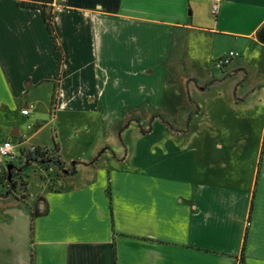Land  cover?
I'll return each mask as SVG.
<instances>
[{
    "label": "crops",
    "instance_id": "1",
    "mask_svg": "<svg viewBox=\"0 0 264 264\" xmlns=\"http://www.w3.org/2000/svg\"><path fill=\"white\" fill-rule=\"evenodd\" d=\"M22 1L31 0H0V145L14 138L52 150L53 138L38 136L41 105L51 113L58 53L41 12ZM53 7L64 62L46 124L57 123L66 169L78 164L37 195L28 185L24 201L0 187V264H264V112L196 105L184 127L161 112L182 61L210 72L205 81L188 78L191 101V86L218 88L214 102L222 101L219 87L238 77L234 103L264 102V0H222L217 14L209 0ZM231 51L237 60L216 67ZM123 104L157 108L151 119L163 126H142L157 142L80 155L77 135L108 134L124 119Z\"/></svg>",
    "mask_w": 264,
    "mask_h": 264
},
{
    "label": "rangeland",
    "instance_id": "2",
    "mask_svg": "<svg viewBox=\"0 0 264 264\" xmlns=\"http://www.w3.org/2000/svg\"><path fill=\"white\" fill-rule=\"evenodd\" d=\"M237 58H235V60H237ZM192 75H196L200 81H205L209 79L210 72H208L205 67L196 71L195 66L192 67L189 62L185 63L182 61L181 66L176 70L171 80L172 82L169 88L171 96L161 104V112L167 113L169 118L166 120L170 121L174 126H186V123L189 121V113L196 110V105L208 107L210 110L222 111L226 114L244 111L264 112V102L260 104L258 100L254 98L247 100L246 102L234 103V84L238 77L228 80L219 87L222 93V101L217 103L214 102V96L217 95L218 88L203 92L195 90L192 86L190 89L192 96L191 101L188 98L187 80ZM257 78V76H253V80L255 79L254 81H256ZM243 92L244 90H238L236 94L240 97L243 95ZM123 105H125V108L123 109L124 119H118L116 122L118 126L112 128L108 134H101L99 132L85 134L84 132H81L80 135H77L75 140L78 141L76 142L77 145L84 148L82 150L80 149V155H83L84 153V157H88L92 152L96 151L95 157L97 158L98 156L104 155L103 153L106 152L108 148L119 149L122 147V144H128L137 150H142L143 146L151 147V144L157 142L156 135L149 138H144L142 136V126L145 129H149L153 126L152 123L154 121H157L155 127L160 128L163 126L161 120L157 118V116H155L156 119H151L153 113L156 115L159 114L157 108L152 104H142L135 107L127 106V104ZM40 111L45 115L41 118L44 129L40 132L38 139L44 142L51 136L56 140L57 123L55 122L54 124V122H50V125L49 123L46 124L54 118V110H51V113L46 115V111L43 105H41ZM134 116L138 117V120L131 119ZM129 124H131V126H129ZM196 124L198 126H203L204 119L199 120ZM125 126L126 128H124ZM122 133L124 134L122 135ZM65 137L67 138V152L72 153L73 151L70 149V146L74 145V142L68 141L70 138L68 133L65 134ZM12 140V142L16 144L14 138H12ZM26 147L30 146L26 145ZM48 158L49 159H47L45 163L34 162L31 164H24L23 160H12L10 165L14 166V168L11 169V175L13 176L12 183L14 182L15 185L11 184V191H14L17 196L25 194V188L23 185L25 182L29 183V192L34 195H37L41 191L44 184L52 187L58 177L63 175L64 172L56 169L54 163L51 161L53 160L51 158H54L55 160L57 157L49 156ZM68 169L70 170V167ZM14 186L16 187L14 188ZM4 191H6V189H4Z\"/></svg>",
    "mask_w": 264,
    "mask_h": 264
},
{
    "label": "trees",
    "instance_id": "3",
    "mask_svg": "<svg viewBox=\"0 0 264 264\" xmlns=\"http://www.w3.org/2000/svg\"><path fill=\"white\" fill-rule=\"evenodd\" d=\"M20 4L23 7L34 8V9H37L41 12L43 19L45 21L47 30L49 32V35L51 36V39L53 40V43H54L55 48H56L57 53H58V64H57V71H56V77H55V89H54V94H53V98H52V102H51V110L55 111L56 107H57V95H58L59 84L61 81L62 66H63V62H64V54H63L61 47L58 44L57 35L55 32L54 14H53V10H54L53 0H31L29 2L22 1ZM167 125L169 127H171L169 124H167ZM124 128H126V126ZM53 141H54V148L52 150H50L48 148L37 147L34 153H28V155L26 156L27 157L26 158L27 159L26 164H31L34 162L45 163L46 160L49 159L48 158L49 156L57 157V154L60 151V147L57 144L55 139H53ZM51 159H53L51 161L54 163L56 169L63 171V172H66V173H72V174H74L76 172L75 166L78 164L77 162H73L71 164V168L69 170V169H66L64 163L58 157L55 158V160H54V158H51ZM96 161H97V159H95L92 163H94ZM11 174H12V171H10V174L4 173L3 176L0 177V187L3 190L6 189V193H2V195H6V194L7 195L8 194L16 195L14 193V191H11V188H10L11 184L15 185L14 182L12 183V177L13 176ZM10 177H11V180H9ZM23 185L25 188V194H23L21 196L16 195L17 198L20 199L21 201H24L25 198L27 197L29 183L25 182ZM15 187L16 186H14V188ZM243 249H244V247H243Z\"/></svg>",
    "mask_w": 264,
    "mask_h": 264
},
{
    "label": "built area",
    "instance_id": "4",
    "mask_svg": "<svg viewBox=\"0 0 264 264\" xmlns=\"http://www.w3.org/2000/svg\"><path fill=\"white\" fill-rule=\"evenodd\" d=\"M212 4V12L217 14L220 9V4L222 0H209ZM240 54L236 51H231L226 57L220 59L216 62L215 66L219 69L227 66L232 59L239 57ZM32 112V108H24L21 110L23 116H29ZM37 147L30 146L25 147L22 143L14 144L12 140H6L0 145V177L3 176L4 173H9V166L12 160L18 159L23 160L24 164L27 162L28 153H34ZM13 169V168H12ZM11 180V178L9 179ZM10 183V182H9ZM11 184V183H10Z\"/></svg>",
    "mask_w": 264,
    "mask_h": 264
},
{
    "label": "water",
    "instance_id": "5",
    "mask_svg": "<svg viewBox=\"0 0 264 264\" xmlns=\"http://www.w3.org/2000/svg\"><path fill=\"white\" fill-rule=\"evenodd\" d=\"M12 168H14V166L10 165V166H9V170H11ZM10 178H11V177H10Z\"/></svg>",
    "mask_w": 264,
    "mask_h": 264
}]
</instances>
